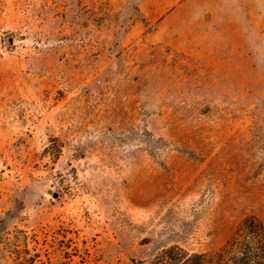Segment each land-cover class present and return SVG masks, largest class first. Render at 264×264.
Returning <instances> with one entry per match:
<instances>
[{
  "label": "rangeland",
  "instance_id": "rangeland-1",
  "mask_svg": "<svg viewBox=\"0 0 264 264\" xmlns=\"http://www.w3.org/2000/svg\"><path fill=\"white\" fill-rule=\"evenodd\" d=\"M249 218L264 0H0V264L215 254Z\"/></svg>",
  "mask_w": 264,
  "mask_h": 264
},
{
  "label": "trees",
  "instance_id": "trees-1",
  "mask_svg": "<svg viewBox=\"0 0 264 264\" xmlns=\"http://www.w3.org/2000/svg\"><path fill=\"white\" fill-rule=\"evenodd\" d=\"M36 258L17 255L18 264H33ZM129 264H264V225L255 218L245 220L235 237L215 254L193 253L173 245L150 258L131 259Z\"/></svg>",
  "mask_w": 264,
  "mask_h": 264
},
{
  "label": "water",
  "instance_id": "water-1",
  "mask_svg": "<svg viewBox=\"0 0 264 264\" xmlns=\"http://www.w3.org/2000/svg\"><path fill=\"white\" fill-rule=\"evenodd\" d=\"M11 42H12V39H11ZM49 192H51V191H49Z\"/></svg>",
  "mask_w": 264,
  "mask_h": 264
}]
</instances>
